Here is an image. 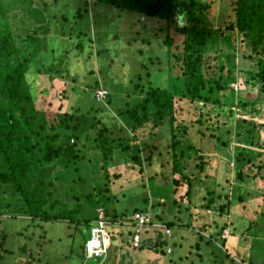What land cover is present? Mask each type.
Here are the masks:
<instances>
[{"label":"rangeland","instance_id":"1","mask_svg":"<svg viewBox=\"0 0 264 264\" xmlns=\"http://www.w3.org/2000/svg\"><path fill=\"white\" fill-rule=\"evenodd\" d=\"M0 1H23L24 6L19 8L23 12L19 16V21L27 17L34 28L40 24L49 26L48 35L40 32L41 36H47L42 43L48 50L45 56L48 64L50 59L60 58L58 63L66 68L82 66L84 70L95 67V69L106 71L105 83L111 89L103 85V90L107 94L101 100L97 98L101 96L98 94L100 89L94 91L97 99L96 110L105 121L110 119L109 121L113 123L116 119L120 124L123 123V118L119 116V109L124 106L127 99V84L131 82V78L138 79L139 75L156 72V75L152 77L156 87L153 90H161L162 85H168V74L160 73V71L168 70L173 76L182 73V64L177 59L170 60L168 55V52L185 55L184 37L178 28L188 27L190 22H187V15L177 17L178 11L173 18L175 22L168 28L167 22L163 19L121 13L98 2L108 0ZM201 1H217L211 4L208 15L209 22L216 27H225L231 22L234 7L227 5L226 1L235 0ZM86 8L90 16L82 20L76 19L77 11L84 12ZM112 24L113 31L106 35L105 29ZM169 38L173 41L171 47L167 42ZM49 42H52L50 58L47 57L50 52ZM235 42L239 81L231 83L228 87L232 88L234 93L229 90L220 91V98L225 95L222 97V107L210 110L213 107H196L189 100H177L175 104L177 122L187 127L184 135L180 130L177 131L178 137L188 140L193 145L180 140L181 147L188 149L186 152L188 156L183 161H185L186 176L188 180H192L193 186L192 225H186L188 220L183 218L187 217V214L183 210L180 212L177 205L155 197L161 194L157 184H170L174 190L176 184L173 185V179L183 182L178 189V194L186 193V182L179 174L173 176L174 173H172L173 163H169L172 156V135L165 129L152 130L149 125L146 130L140 129L138 132L140 143L146 142L149 146L155 147L162 161L154 160L150 166L144 168V174H142L144 181L139 180L141 178L132 169L134 163H127V165L117 163L107 167L111 182L103 176L104 163H101L102 168L99 169L96 168V163H87L92 164L90 168L93 170L90 175L95 174L92 176L98 177L103 193L107 190L108 196L111 197L109 207L111 212H117L124 218L126 211L131 213L133 210H142L148 206L151 211L156 209L155 213L162 220L158 223L155 217L157 223L145 229L143 241L150 240V249H154L157 242L169 241L168 245L160 246L161 249H165L166 255L156 253L154 250L141 251L143 241L135 248L132 244L133 234L129 236L132 229L125 226L122 228L110 226L108 231L111 233V243L114 245L112 258L108 261L90 259L86 255V246L87 240L91 238V227H85L77 236L75 224L67 222L38 224L33 223L29 214L11 212L0 215V264H264V191L259 189V187L263 188L264 184L263 181L259 182L256 185L257 188L242 184L237 180L235 172L236 157L243 151L247 154L251 152L254 158L257 156L256 159L264 160V116L261 113L258 117H249V121H243L244 116L237 109L232 110L228 106L229 103H234L237 97L255 99L259 95V86L242 84V82L245 83L247 71L256 68L258 61L256 55L247 46L243 34H238ZM224 49L230 48L224 43L211 47L206 58L214 57L216 51ZM95 52L100 54L95 55ZM88 54L89 62L86 60ZM93 55H95L94 58ZM217 63L219 62L213 60L211 64L217 65ZM75 77L76 82L73 81ZM94 82L95 77L88 74L60 79L55 76L50 78L48 74L42 73L35 82L36 102L48 114V120L52 123L53 117L58 112H66L74 107L78 98L84 99L83 94L78 97L80 88ZM153 83L148 82L146 85L154 86ZM73 87L77 90L75 91ZM109 94L114 97V106L107 101L106 97ZM80 102L87 110L89 104ZM199 115H206V117L202 116L206 122L201 128L196 125ZM228 115H230L229 118H227ZM125 127L127 131H130L129 125ZM215 128L224 135L228 143L226 149H220L217 145L215 138L217 133L213 131ZM200 156H204L206 161L203 169L200 167V160L197 159ZM258 164L259 161L255 163L256 169ZM81 173L84 171L82 170ZM156 173L157 175L161 173L163 176L159 175L157 181H148ZM113 175H120L121 178L118 179ZM255 182L256 180L253 183ZM151 184L157 192L152 190ZM1 191L4 192V188ZM239 199L242 200L240 204H238ZM246 204L248 209L244 210L242 206ZM170 219L175 222L176 227L171 228L172 230L163 222ZM249 223L252 224L250 231L253 236L256 235L255 238L248 232ZM218 224L227 226L220 234V239L225 240L229 236L225 247L227 251H222L220 256H218L220 252L207 242L210 235L217 234ZM155 227L162 229V236L155 233ZM174 234L185 238L179 242L180 245H172L175 239ZM201 236L206 238L202 241V245H200ZM114 238H117L116 244L113 243ZM178 239L176 237V241ZM219 241H214L217 248H221ZM226 254H230V258ZM101 258L105 259L104 256Z\"/></svg>","mask_w":264,"mask_h":264},{"label":"trees","instance_id":"2","mask_svg":"<svg viewBox=\"0 0 264 264\" xmlns=\"http://www.w3.org/2000/svg\"><path fill=\"white\" fill-rule=\"evenodd\" d=\"M98 2L121 13L163 19L167 22L168 28L175 22L173 18L176 16V11L179 12L177 17L187 15L190 26L178 28L184 37L185 55L168 52L170 60L177 59L182 64V73L173 76L168 70L160 71V73L168 74V85H162L161 90H153L156 87L152 77L156 75V72L139 75L138 79L131 78V82L127 84V99L124 106L119 109V116L123 118V123L120 124L116 119L113 123L109 121L110 119L105 121L96 110L97 99L94 91L103 89V85L107 87L106 71L95 69V67L84 70L82 66L66 68L58 63L60 58L50 59L48 64L45 57L48 50L42 43L47 36H41L40 32L48 35L49 26L40 24L34 28L27 17L19 21V16L23 14L19 9L24 6L23 1H0V215L11 212L22 213L29 214L33 223L75 224L77 236L85 227H91L98 218V210L101 208L105 210L108 218L117 221L122 217L117 212H111L109 208L111 197L108 196L107 190L103 193L98 177L92 176L95 174L90 175L93 170L90 166L96 163V168L99 169L102 168L101 163H104L103 176L111 182L107 167L117 163L126 165L134 163L132 169L141 178L139 180L144 181L142 178L144 168L150 166L154 160L161 161L155 147L139 141V130H146L150 125L152 130L165 129L172 135V156L169 163H173V176L179 174L186 182L184 195L178 194V189L183 182L173 179V185L176 184L174 190L170 184H157L161 194L160 196L156 194L155 197L177 205L180 212L183 210L187 214V217L183 219L188 220L186 225L190 226L194 219L193 193H191L193 186L192 180H188L186 176L185 161H183L188 156L186 153L188 149L181 147L182 138H179L177 134L180 130L184 135L187 127L177 122L175 104L177 100H189L196 107H213L210 110L222 107V97L225 95L220 98V91L229 90L234 93V90L228 87L231 83L239 81L235 40L241 33L258 61L256 68L247 71L245 83L242 82V84L259 86L258 96L260 97L257 96L255 99L234 97L235 102L229 103L228 106L232 110L237 109L244 116L243 121H249V117H258L261 113L264 116V0L226 1L227 5L234 7V12L231 22L225 27H216L208 20L211 4L217 1L108 0ZM89 16V10L86 8L84 12L77 11L75 18L82 20ZM177 23L180 24L178 21ZM105 31L106 35L112 32L113 24ZM167 42L171 47L173 41L169 38ZM222 43L230 49L216 51L214 57L206 58L211 47ZM51 46L52 42H49L50 52L47 55L49 58L52 53ZM96 54L100 53L95 52ZM86 60L89 62V54ZM213 60L219 63L212 65ZM42 73L48 74L50 78L55 76L60 79L88 74L95 77V82L80 88L78 97L83 94L84 99L78 98L72 109L58 112L50 123L48 114L36 102L35 82ZM73 81H77L76 77ZM146 82H152L154 86L146 85ZM107 88L111 89L109 86ZM73 89L77 90L76 87ZM146 90L149 91L146 92ZM106 98L110 105L114 106L113 95L109 94ZM80 101L89 104L87 110L83 108ZM202 116L206 117V115H199L196 121L198 128L203 127L206 122ZM126 125L131 127L130 131L126 130ZM213 131L217 133L215 138L219 148L226 149L228 143L224 135L218 128ZM199 132L204 136L201 129ZM226 134L230 135L228 132ZM212 136L214 137L213 134ZM182 140L193 146L188 140ZM256 158L251 155V152L247 154L243 151L235 161L237 180L255 188L259 182L263 181L264 184V160ZM197 159L200 160V167L203 169L206 165L205 157L200 156ZM257 161L259 164L256 169ZM82 170L84 173H81ZM159 175L162 174H153L148 181H157ZM113 177L121 178L120 175H113ZM255 180L256 182L253 183ZM151 187L157 192L152 184ZM2 188L5 193L1 191ZM259 189L264 191V187ZM240 203H242L241 199L238 201V204ZM242 207L244 210L248 209L247 204ZM137 212L152 213L153 225L162 220L155 213L156 209L151 211L149 206L142 210H133L131 213L126 211V216L129 217ZM177 218L182 220L180 217ZM163 222L170 230L176 228L175 222L171 219ZM181 227L184 228V226ZM226 227L218 224L217 234L210 235V239L207 240L209 245L220 252L218 256L223 253L222 251H227L225 247L229 236L225 240L220 239V234ZM248 227V232L251 234L252 224L249 223ZM154 231L162 236L161 228L155 227ZM144 232L145 230L142 236ZM132 234L133 231H130L129 236ZM177 234H174L175 239L172 243L175 246L180 245L179 242L185 239ZM250 236L256 237L252 234ZM176 237L179 238L177 241ZM203 240L206 238L201 236L200 245ZM217 240H220L221 248L215 246L214 241ZM116 242L117 238H114L113 243L116 244ZM169 243L167 240L157 242L155 248L150 249V240H145L141 246L142 249H139L154 250L156 253L166 255L165 249H161L160 246ZM113 246L111 243L106 258L104 256L105 259H98L110 260ZM226 256L230 258V254Z\"/></svg>","mask_w":264,"mask_h":264},{"label":"built area","instance_id":"3","mask_svg":"<svg viewBox=\"0 0 264 264\" xmlns=\"http://www.w3.org/2000/svg\"><path fill=\"white\" fill-rule=\"evenodd\" d=\"M98 99H103L107 92L103 89L98 91ZM152 213L137 212L129 217L112 222L103 209L98 211V218L91 226V238L87 241L86 255L88 258H101L107 255L110 246L111 233L110 226L129 227L133 229L132 244L135 248L142 243V232L152 224ZM153 225V224H152Z\"/></svg>","mask_w":264,"mask_h":264},{"label":"clouds","instance_id":"4","mask_svg":"<svg viewBox=\"0 0 264 264\" xmlns=\"http://www.w3.org/2000/svg\"><path fill=\"white\" fill-rule=\"evenodd\" d=\"M99 210H100V209H99ZM99 210H98V211H99ZM103 210H104V209H103ZM104 211H105V210H104ZM126 217H127V216H126ZM126 217H124V218H126ZM124 218H119L118 220H120V219H124ZM109 219H110V218H109ZM110 220H112V219H110ZM118 220H117V221H118ZM117 221L112 220L113 223H114V222H117ZM92 224H93V223H92ZM113 227H118V226H114V225H113ZM119 228H122V227H119ZM111 239H112V237H111ZM111 239H110V245H111ZM142 241H143V236H142ZM109 248H110V246H109Z\"/></svg>","mask_w":264,"mask_h":264}]
</instances>
